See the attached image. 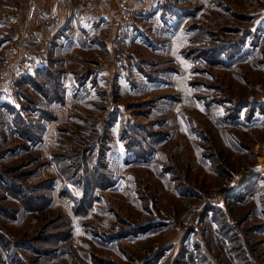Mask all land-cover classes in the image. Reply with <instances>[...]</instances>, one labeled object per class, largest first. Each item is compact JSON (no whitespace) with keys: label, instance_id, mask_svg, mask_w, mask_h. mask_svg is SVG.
<instances>
[{"label":"rangeland","instance_id":"374dc122","mask_svg":"<svg viewBox=\"0 0 264 264\" xmlns=\"http://www.w3.org/2000/svg\"><path fill=\"white\" fill-rule=\"evenodd\" d=\"M103 4L60 93L0 84V264H264V0Z\"/></svg>","mask_w":264,"mask_h":264},{"label":"crops","instance_id":"0c3cea01","mask_svg":"<svg viewBox=\"0 0 264 264\" xmlns=\"http://www.w3.org/2000/svg\"><path fill=\"white\" fill-rule=\"evenodd\" d=\"M7 1L10 4L6 3ZM31 1H33L35 6L29 27L32 38L26 41L29 51L28 61L31 66L16 79V87L20 85L27 87L24 78L26 73L30 74V71H38L48 60L50 61L57 57L58 61L63 64L62 59L65 55L69 57L75 51L83 48L82 38L85 37L83 29L88 31L90 40L94 41L98 39V35H93L92 28H98V19H105L107 24L112 23L115 19H112L111 12L113 10L110 9V6L103 4L106 0H92L94 6L103 7L101 11L93 9L81 11L80 8L76 11L75 7H78L77 0H1L0 7L10 8V5H13L14 7L7 10V12L16 14L17 18L22 19ZM2 11L3 9L0 11V16L2 15ZM109 29H113V26ZM78 32L80 36H78ZM81 33H83V37H81ZM19 36L17 26L2 22L0 17V62L4 58V51L14 45ZM45 57L47 59H44ZM54 68L57 67H52V69ZM67 80L70 81L71 78H67L65 74L62 82H66ZM4 85L7 86V84ZM4 92L0 94L1 97H3ZM3 100L0 102H4ZM15 104L17 106L20 103L15 102Z\"/></svg>","mask_w":264,"mask_h":264},{"label":"built area","instance_id":"2783aa9c","mask_svg":"<svg viewBox=\"0 0 264 264\" xmlns=\"http://www.w3.org/2000/svg\"><path fill=\"white\" fill-rule=\"evenodd\" d=\"M35 6L33 4V1L30 2L29 11H28V18L32 19L33 12H34ZM125 10V8L123 7ZM124 19L117 28V40L121 39L123 36V30L125 28V24L127 21H129V15L126 12H124ZM1 21L4 23H10V24H18V20L16 17L10 14H6L1 18ZM32 38V35L27 30H22L21 35L16 40L14 45H12L7 52L5 53V60L4 65L9 67V71L2 73L0 76V80L7 79L8 83H1L0 84H7V89L14 90L16 89L15 83L16 79L24 72L27 71L28 68L31 66L29 63V51L28 47L26 45V41L30 40Z\"/></svg>","mask_w":264,"mask_h":264},{"label":"trees","instance_id":"16d2710c","mask_svg":"<svg viewBox=\"0 0 264 264\" xmlns=\"http://www.w3.org/2000/svg\"><path fill=\"white\" fill-rule=\"evenodd\" d=\"M78 5V4H77ZM76 11L77 10H79V8H77V6H76ZM98 23V22H97ZM95 25H97V24H95ZM94 25V26H95ZM96 29H97V27H96ZM84 30V38H82V45H83V47H84V45H85V43H88V42H86V38L87 37H89V33H88V31L87 30H85V29H83ZM91 31V30H90ZM78 36H80V33L78 32ZM81 37H83V33H81ZM80 37V38H81ZM230 57L232 56V53L229 55ZM43 67H44V70H43ZM44 71H46V73L48 74L46 77H48V78H46V81H45V83H46V85H48V86H50V82H49V78L52 80V84H53V87L54 88H56V86H57V92L58 93H60V90H62V88H61V86H62V79H63V75H60V71H62V70H60V67H57V68H54V69H48L47 67L45 68V66H42V68H40L39 70H38V72H39V74H40V79L42 78V80L44 79V77H45V75H44ZM24 78H25V81H26V83H27V89H30V74L29 73H26V75L24 76ZM40 79H36L35 77L33 78V84L32 85H34V86H36V87H38L40 90L39 91H42L43 93H45V91H44V89H43V87L45 86V85H43V83H40L39 81H40ZM12 91H15V89L14 90H12ZM12 91H7L6 93H7V95H9V97L12 99V101L15 103L16 101H14L13 100V96H12V94L14 93V92H12ZM22 98H24V99H27L28 101H30V98L29 97H26L25 95L22 97ZM58 98L60 99H63V96H61V95H59L58 96ZM18 99V98H17ZM16 100V99H15ZM4 102H0V106H2L1 108H4V107H6L7 109L9 108V106H11L13 109H12V111H11V113H13V116L12 117H19L20 116V114L19 113H17L16 112V109L12 106V102H9V101H6V100H3ZM17 103V102H16ZM18 103H20V107H22V109L24 108V106L22 105V102L21 101H19L18 100ZM27 109V108H26ZM18 111V110H17Z\"/></svg>","mask_w":264,"mask_h":264},{"label":"water","instance_id":"95a60500","mask_svg":"<svg viewBox=\"0 0 264 264\" xmlns=\"http://www.w3.org/2000/svg\"><path fill=\"white\" fill-rule=\"evenodd\" d=\"M226 188H223V190H225ZM223 190H220V193H222Z\"/></svg>","mask_w":264,"mask_h":264}]
</instances>
